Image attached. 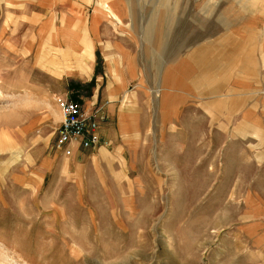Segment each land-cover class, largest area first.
<instances>
[{"label":"rangeland","instance_id":"obj_1","mask_svg":"<svg viewBox=\"0 0 264 264\" xmlns=\"http://www.w3.org/2000/svg\"><path fill=\"white\" fill-rule=\"evenodd\" d=\"M28 1L0 0V264H264V235L241 233L244 223L264 216L246 214L244 196L255 185L252 170L233 167L243 164L236 161L243 146L232 141L238 113L263 111L264 66L260 79L244 75L238 84L241 64L228 72L214 56L218 70L202 72L200 82L166 73L179 92L157 87L162 64L224 26L227 1L169 0L164 40L142 39L145 25L136 15V73L114 97L107 90L118 80L93 42L30 34L38 28L30 17L44 11ZM88 49L91 69L82 76ZM246 58L245 67L252 62ZM65 59L77 71L66 73L67 63L60 72L56 60ZM139 82L138 99H131L124 90ZM55 94L84 108L97 95L94 106L105 115L97 147H74L69 155L55 149ZM157 98L163 109L178 101L175 129L162 124ZM131 103L136 135L118 125L117 113Z\"/></svg>","mask_w":264,"mask_h":264},{"label":"crops","instance_id":"obj_2","mask_svg":"<svg viewBox=\"0 0 264 264\" xmlns=\"http://www.w3.org/2000/svg\"><path fill=\"white\" fill-rule=\"evenodd\" d=\"M226 1L228 3L226 9L220 15L222 17L221 23L222 21L225 22L222 23L224 26L205 36L202 43L195 44L194 48H189L186 55L180 54L172 62L162 64L159 69L160 76L157 79V87L168 89L176 95L179 91L174 86L173 78L177 81L184 78L186 80L195 79L200 82L204 78L200 74L206 70L214 69L215 66L217 67L220 58L224 60L223 64L227 65L224 70L228 72L232 71V66L233 68L240 67L241 64L243 70L234 79L238 84H242L246 80L244 75L251 76L250 79H260L263 70L261 67L264 66V63L260 61L261 56L264 58V0ZM28 2L26 3L28 7H37L44 11V14L40 16L30 17V23L33 22L38 25V28L35 26L34 30L33 28L29 30L30 34L37 30L38 36L47 33L52 37L56 34L59 39L63 38L64 40L89 39L93 42L94 49L96 48L99 54L105 58V70L112 72L118 80L116 85H112L107 90L109 97L119 95L136 73L131 57L135 54V41L140 40L141 37L135 27V16L139 15V20L142 19L145 25L141 33L144 34L142 39L164 40L165 38V5L169 0H30ZM175 3L178 4L179 0H174L173 4ZM211 4L215 6L216 2ZM139 8H143V10L139 12ZM204 14L205 16L210 15L209 12H204ZM88 42L91 45V42ZM86 46L88 48V45ZM88 52L90 53L84 56V61L88 66L87 71L84 73L77 72L82 76L91 69L92 49H88ZM80 54L81 52L75 53L74 60ZM214 56L219 57V59ZM245 57H247L248 64L252 61L251 65L247 64V67L244 63ZM56 63L61 66L59 67L60 72H65L62 69V64L67 65L68 63L71 66V63L66 59L61 60V62L56 60ZM71 67L66 73L77 71L74 68L75 64ZM166 73L173 76V78H166ZM231 79H233L232 76ZM200 85L202 83L195 86ZM142 87L139 82L133 90H124V92L131 99H138V91ZM127 95L124 96L123 102L128 100ZM157 100L162 124L168 120L170 122L169 128L175 129L176 125L171 118L176 116L178 101L174 99L169 108L163 109L160 107L158 98ZM96 102L97 95L94 94L91 100L83 103L85 108L89 110L90 107H97L94 106ZM248 103H251V100ZM255 103H258V101L254 100L252 104ZM104 104H107L108 112L114 113L113 107H109L108 102L100 104L106 108ZM134 104H136V100ZM261 104H263V111L261 112L250 106L238 113L236 126L234 125L237 134L232 139V141L237 139L238 143L240 141L243 146L238 147L236 158L238 163L241 161L243 164L242 166L236 164L233 167L238 169L244 167L252 170L249 181L255 186L253 189L247 190L244 196L246 214L250 216H264V185L263 188L260 186L262 183L264 184V149L262 150V144L264 143V101ZM131 105L132 103L128 105L127 109L122 108L117 113L118 125L122 133L130 131L136 135L137 127L134 119V109ZM166 112L170 113L169 116L165 115ZM102 132L103 130L100 133L102 134ZM224 147L225 145L222 143V148ZM238 174H234L233 178H240V174ZM232 181L234 182V179ZM263 224L264 221L259 219L246 222L242 226L241 233L247 239H253L259 235L256 239L262 240L264 235Z\"/></svg>","mask_w":264,"mask_h":264},{"label":"built area","instance_id":"obj_3","mask_svg":"<svg viewBox=\"0 0 264 264\" xmlns=\"http://www.w3.org/2000/svg\"><path fill=\"white\" fill-rule=\"evenodd\" d=\"M53 101L62 117L57 129L55 149L69 155L74 146L94 148L100 144L98 130L105 119L100 106L87 110L81 102L62 94H55Z\"/></svg>","mask_w":264,"mask_h":264},{"label":"bare ground","instance_id":"obj_4","mask_svg":"<svg viewBox=\"0 0 264 264\" xmlns=\"http://www.w3.org/2000/svg\"><path fill=\"white\" fill-rule=\"evenodd\" d=\"M160 93V92H159ZM64 169H66V168H64Z\"/></svg>","mask_w":264,"mask_h":264}]
</instances>
